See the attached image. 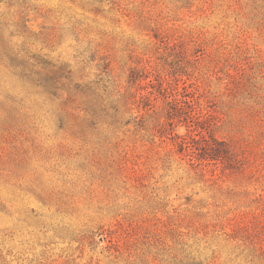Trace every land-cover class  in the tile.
<instances>
[{
    "label": "rangeland",
    "instance_id": "obj_1",
    "mask_svg": "<svg viewBox=\"0 0 264 264\" xmlns=\"http://www.w3.org/2000/svg\"><path fill=\"white\" fill-rule=\"evenodd\" d=\"M0 264H264V0H0Z\"/></svg>",
    "mask_w": 264,
    "mask_h": 264
},
{
    "label": "trees",
    "instance_id": "obj_2",
    "mask_svg": "<svg viewBox=\"0 0 264 264\" xmlns=\"http://www.w3.org/2000/svg\"><path fill=\"white\" fill-rule=\"evenodd\" d=\"M203 153L206 155L205 159L208 160H214L223 157L224 155L228 154L227 150H218V149H212L209 146H205L203 148Z\"/></svg>",
    "mask_w": 264,
    "mask_h": 264
}]
</instances>
